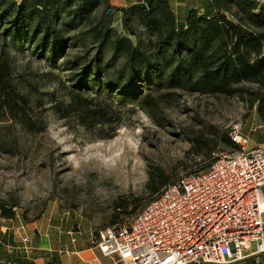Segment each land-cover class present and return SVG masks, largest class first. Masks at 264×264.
I'll use <instances>...</instances> for the list:
<instances>
[{"label":"rangeland","instance_id":"374dc122","mask_svg":"<svg viewBox=\"0 0 264 264\" xmlns=\"http://www.w3.org/2000/svg\"><path fill=\"white\" fill-rule=\"evenodd\" d=\"M114 26L124 34L119 15ZM5 45L2 52L0 36V198L18 204L13 224L31 234L48 220L100 232L113 225L121 198L139 200V209L118 221L130 224L153 198L146 189L150 167H162L172 183L209 164L189 154L198 135L217 140L213 159L234 153L223 138L236 126L264 145V119L245 102L179 91L159 97L152 111L106 97L121 119L87 129L68 115L74 89L63 60L52 65L26 45ZM79 52L71 49L67 58Z\"/></svg>","mask_w":264,"mask_h":264},{"label":"trees","instance_id":"16d2710c","mask_svg":"<svg viewBox=\"0 0 264 264\" xmlns=\"http://www.w3.org/2000/svg\"><path fill=\"white\" fill-rule=\"evenodd\" d=\"M171 2L147 0L115 8L110 0H0L2 52L11 42L32 48L52 65L63 60L74 89L68 115L77 116L87 129L121 119L106 97L152 111L159 97L176 91L237 98L264 119V0H201L184 21ZM117 15L124 34L114 26ZM74 48L81 52L68 59ZM223 142L239 150L229 136ZM192 145L189 154L210 161L199 172L205 170L214 162L217 140L198 135ZM148 177L152 200L174 183L160 166L150 167ZM138 202L117 200L112 226L135 213ZM17 207L0 198L1 218L15 219Z\"/></svg>","mask_w":264,"mask_h":264},{"label":"built area","instance_id":"2783aa9c","mask_svg":"<svg viewBox=\"0 0 264 264\" xmlns=\"http://www.w3.org/2000/svg\"><path fill=\"white\" fill-rule=\"evenodd\" d=\"M233 129L238 151L169 184L130 224L98 232L100 253L113 264H243L262 255L264 147Z\"/></svg>","mask_w":264,"mask_h":264},{"label":"crops","instance_id":"0c3cea01","mask_svg":"<svg viewBox=\"0 0 264 264\" xmlns=\"http://www.w3.org/2000/svg\"><path fill=\"white\" fill-rule=\"evenodd\" d=\"M21 1V0H18ZM147 0H110L115 8H127L134 4H145ZM201 0H179L174 8L178 20L184 21L191 10L200 6ZM254 147L263 146L250 142ZM14 219H0V264H113L100 253L98 231L91 226L74 231L48 220L31 234L29 227L15 226ZM29 237L30 244H25ZM255 249V246H254ZM252 248V250H254ZM243 264H264L262 255L249 256Z\"/></svg>","mask_w":264,"mask_h":264},{"label":"water","instance_id":"95a60500","mask_svg":"<svg viewBox=\"0 0 264 264\" xmlns=\"http://www.w3.org/2000/svg\"><path fill=\"white\" fill-rule=\"evenodd\" d=\"M114 13V11L112 10H109V14L112 15Z\"/></svg>","mask_w":264,"mask_h":264}]
</instances>
